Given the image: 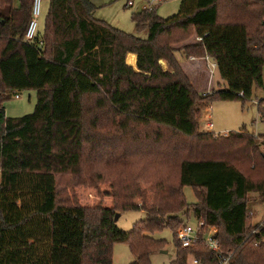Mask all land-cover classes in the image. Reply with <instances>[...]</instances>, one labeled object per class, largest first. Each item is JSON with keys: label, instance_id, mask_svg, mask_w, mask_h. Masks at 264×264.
<instances>
[{"label": "trees", "instance_id": "trees-1", "mask_svg": "<svg viewBox=\"0 0 264 264\" xmlns=\"http://www.w3.org/2000/svg\"><path fill=\"white\" fill-rule=\"evenodd\" d=\"M14 1L0 0V264H112L115 243L129 264H151L164 228L172 264H217L202 241L176 239L185 186L233 264H264V216L252 224L248 210L249 193L264 202L263 136L214 137L197 120L200 104L264 89V0H180L166 18L142 9L131 20L145 38L95 18L91 0H49L31 41L33 0ZM24 90L34 111L6 117L3 103ZM257 110L264 120V98ZM128 210L145 217L124 231L114 217Z\"/></svg>", "mask_w": 264, "mask_h": 264}, {"label": "rangeland", "instance_id": "rangeland-1", "mask_svg": "<svg viewBox=\"0 0 264 264\" xmlns=\"http://www.w3.org/2000/svg\"><path fill=\"white\" fill-rule=\"evenodd\" d=\"M151 0H133V5L126 6V0H92L96 6L94 17L101 19L108 24L123 30L129 34L137 35L145 38V32H137L131 20L133 13L142 10V7ZM180 0H164L156 7L158 16L166 18L170 15L176 14L178 11ZM49 0H41L40 14L37 18V33H42L44 29L45 18L48 12ZM183 56L182 53L177 54V57ZM182 58V57H181ZM264 85V69L262 75ZM213 90H224L226 82L222 80L218 74L217 69L213 71L212 75ZM17 94V97L15 95ZM10 99L3 103L6 117H21L30 114L34 111L36 104V92L34 90H24L16 93ZM264 97V89L253 86L252 93L249 99L244 103L239 100L235 101H212L210 103V112L205 111L206 105L200 104L201 113L198 115V131L203 132L208 130L214 137H226L227 132H236L241 129L251 135H261L264 139V120L258 113L257 107L254 104L256 98ZM212 123V128L207 129L206 123ZM210 132V133H211ZM216 133V134H215ZM227 133V134H226ZM260 150L264 151V145L260 146ZM226 152L235 153V150L226 147ZM85 174V173H84ZM183 193L186 202L190 205L188 211L180 214V218L190 225H196V218L192 210V204L197 202L194 190L190 186L183 187ZM248 210L251 212V223H259L264 216V202L256 192L249 193L248 196ZM145 213L141 210H128L119 214V217L114 220L116 226L124 231L132 228L133 224L141 219H144ZM188 217V218H187ZM154 239L166 240L165 248L161 251L151 254V264H172L175 257V242L174 235L169 228H164L161 231L151 234ZM134 260V257L129 251L126 243H115L113 245L112 264H129Z\"/></svg>", "mask_w": 264, "mask_h": 264}, {"label": "built area", "instance_id": "built-area-1", "mask_svg": "<svg viewBox=\"0 0 264 264\" xmlns=\"http://www.w3.org/2000/svg\"><path fill=\"white\" fill-rule=\"evenodd\" d=\"M164 0H151L146 3L142 7V9H148L151 10L153 7L157 6ZM40 4L41 0H33L32 2V10H31V20L27 26V29L24 34V40L25 41H31L36 35V29H37V18L40 14ZM129 6L133 5V1L130 0L127 2ZM207 59V58H206ZM208 67L213 73V71L216 69V64L213 61H208ZM210 94V91H207L204 93V95ZM239 97H243V93H238ZM17 97V96H15ZM262 98H256L253 102L256 105V107L259 105ZM207 111H210V104L206 107ZM206 126L208 128H212V124L210 122L206 123ZM251 213V212H250ZM202 230H205L202 235ZM176 239L179 242L180 246L184 249H189L194 245L196 241H202L204 245L212 251L216 258H217V264H233L231 262L232 254L229 252H223L221 249L220 242L216 236V229L213 227H205L203 221L196 219V225H190L188 222H182L181 226L176 231ZM257 244V243H255ZM189 264H198V260L193 257L189 256L188 259Z\"/></svg>", "mask_w": 264, "mask_h": 264}, {"label": "crops", "instance_id": "crops-1", "mask_svg": "<svg viewBox=\"0 0 264 264\" xmlns=\"http://www.w3.org/2000/svg\"><path fill=\"white\" fill-rule=\"evenodd\" d=\"M133 1V0H132ZM91 2H92V0H91ZM93 3V2H92ZM18 5H19V2H18V0H15L14 1V6L15 7H18ZM95 6V5H94ZM96 7V6H95ZM207 58V62L209 61H213L212 59H210V58H208V57H206ZM210 110H211V105H210ZM205 111L208 113V111H207V109H206V107H205ZM210 112V111H209ZM212 124V123H211ZM205 127L207 128V129H209L206 125H205ZM209 130H211V129H209ZM203 132H211V131H208V130H204ZM211 133H214V132H211ZM228 133V132H227ZM226 133V134H227ZM216 134V133H215ZM190 208V207H189ZM252 215V214H251ZM185 217L187 216V215H184ZM195 216V215H194ZM188 218V217H187ZM196 218V217H195Z\"/></svg>", "mask_w": 264, "mask_h": 264}, {"label": "water", "instance_id": "water-1", "mask_svg": "<svg viewBox=\"0 0 264 264\" xmlns=\"http://www.w3.org/2000/svg\"><path fill=\"white\" fill-rule=\"evenodd\" d=\"M262 157L264 158V154H262ZM119 217V214H116L114 217V220H116Z\"/></svg>", "mask_w": 264, "mask_h": 264}]
</instances>
